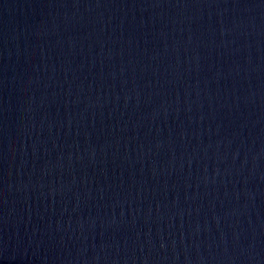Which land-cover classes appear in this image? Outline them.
I'll return each instance as SVG.
<instances>
[{
    "label": "water",
    "instance_id": "obj_1",
    "mask_svg": "<svg viewBox=\"0 0 264 264\" xmlns=\"http://www.w3.org/2000/svg\"><path fill=\"white\" fill-rule=\"evenodd\" d=\"M0 264H264V0H0Z\"/></svg>",
    "mask_w": 264,
    "mask_h": 264
}]
</instances>
